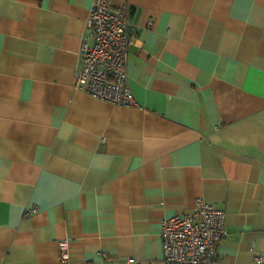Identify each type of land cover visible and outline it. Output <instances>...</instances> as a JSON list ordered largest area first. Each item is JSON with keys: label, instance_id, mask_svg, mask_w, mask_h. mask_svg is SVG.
Listing matches in <instances>:
<instances>
[{"label": "crops", "instance_id": "obj_1", "mask_svg": "<svg viewBox=\"0 0 264 264\" xmlns=\"http://www.w3.org/2000/svg\"><path fill=\"white\" fill-rule=\"evenodd\" d=\"M92 1L0 0V264H161L196 199L225 212L212 264H264V0H109L129 106L73 86Z\"/></svg>", "mask_w": 264, "mask_h": 264}, {"label": "built area", "instance_id": "obj_2", "mask_svg": "<svg viewBox=\"0 0 264 264\" xmlns=\"http://www.w3.org/2000/svg\"><path fill=\"white\" fill-rule=\"evenodd\" d=\"M127 12L109 0H93L84 22L73 86L113 105H135L128 86L126 62L132 36L128 31ZM36 211V207L25 213ZM225 212L212 202L196 199L193 213L174 215L160 221L161 264H212L219 241L227 234ZM58 262L69 263L67 239L58 241ZM103 259L105 251L98 250ZM264 260L255 256V262ZM119 264L141 263L126 257Z\"/></svg>", "mask_w": 264, "mask_h": 264}]
</instances>
